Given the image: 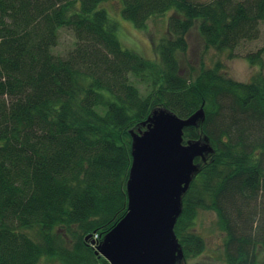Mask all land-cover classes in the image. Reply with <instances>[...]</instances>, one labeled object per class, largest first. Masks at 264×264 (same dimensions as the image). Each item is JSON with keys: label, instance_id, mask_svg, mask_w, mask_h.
<instances>
[{"label": "trees", "instance_id": "trees-1", "mask_svg": "<svg viewBox=\"0 0 264 264\" xmlns=\"http://www.w3.org/2000/svg\"><path fill=\"white\" fill-rule=\"evenodd\" d=\"M121 16L144 30L165 21L155 58L123 46ZM263 22L264 0H0V264H109L93 241L128 211L131 131L158 107L202 108L184 141L213 147L195 159L174 227L184 262L206 250L195 231L205 209L224 233V264H264V73L242 82L220 61L182 67L192 28L206 48L232 52ZM61 28L76 37L65 55L54 52ZM263 56L264 45L247 57Z\"/></svg>", "mask_w": 264, "mask_h": 264}, {"label": "water", "instance_id": "water-1", "mask_svg": "<svg viewBox=\"0 0 264 264\" xmlns=\"http://www.w3.org/2000/svg\"><path fill=\"white\" fill-rule=\"evenodd\" d=\"M204 117L202 108L180 117L158 107L143 122L144 130L131 131L128 211L96 246L109 264H180L184 259L174 227L199 170L195 159L213 151L208 138L184 143V128Z\"/></svg>", "mask_w": 264, "mask_h": 264}, {"label": "rangeland", "instance_id": "rangeland-1", "mask_svg": "<svg viewBox=\"0 0 264 264\" xmlns=\"http://www.w3.org/2000/svg\"><path fill=\"white\" fill-rule=\"evenodd\" d=\"M119 5V2H108V6L112 10H114V7H118ZM166 15L169 16V14ZM121 18L122 16L119 20L121 23L123 22V28L118 32V36L120 37L123 46H132L141 52V54L145 57L149 56L153 58L155 55L153 45L155 40L160 38V34L164 33L165 21L162 22V18L160 16H154L148 21V29L144 30L137 29L131 21ZM128 23L132 24L133 27ZM260 30L261 33L259 38L244 40L236 46L232 52H230L228 49L218 50L216 48H206L205 42L200 36L198 29L196 27L192 28L187 34V40L189 43L188 51L184 56H182V59H185L182 66L183 70L188 71V64H191L193 72H199L202 63L210 67L217 61H220L226 75L242 82L251 81L255 75L260 72L264 73V56L262 62L263 65L252 64L247 57L249 53L257 51L264 45V22L262 23ZM75 42L76 37L73 30L61 28L59 30V40L57 45L54 47V52L58 55H65L68 51L73 49ZM135 81H137V84L141 87V89L146 92L145 88H143V83L138 82L139 80L137 78ZM206 158L207 157H205V159ZM32 228L34 229H26L25 231L34 239L40 238L38 229L35 227ZM195 228V231L204 237L207 246L202 255L192 258L188 263L224 264L220 257V252L223 247L224 233L219 227L216 212L213 210H200L196 218ZM104 237L105 235L102 240ZM188 263H185L183 259L180 261V264ZM39 264H62V262L58 259L45 257L40 260Z\"/></svg>", "mask_w": 264, "mask_h": 264}, {"label": "built area", "instance_id": "built-area-1", "mask_svg": "<svg viewBox=\"0 0 264 264\" xmlns=\"http://www.w3.org/2000/svg\"><path fill=\"white\" fill-rule=\"evenodd\" d=\"M98 239V236H95V240H97Z\"/></svg>", "mask_w": 264, "mask_h": 264}, {"label": "flooded vegetation", "instance_id": "flooded-vegetation-1", "mask_svg": "<svg viewBox=\"0 0 264 264\" xmlns=\"http://www.w3.org/2000/svg\"><path fill=\"white\" fill-rule=\"evenodd\" d=\"M188 141V140H187ZM184 143H187V142H184ZM200 157V156H199ZM206 157V156H205ZM203 158V157H202ZM204 159V158H203Z\"/></svg>", "mask_w": 264, "mask_h": 264}]
</instances>
